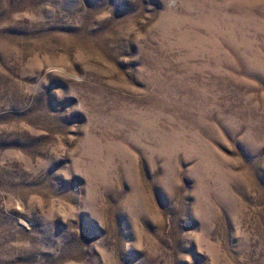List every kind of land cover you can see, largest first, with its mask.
<instances>
[{"label": "rangeland", "instance_id": "374dc122", "mask_svg": "<svg viewBox=\"0 0 264 264\" xmlns=\"http://www.w3.org/2000/svg\"><path fill=\"white\" fill-rule=\"evenodd\" d=\"M0 264H264V0H0Z\"/></svg>", "mask_w": 264, "mask_h": 264}]
</instances>
